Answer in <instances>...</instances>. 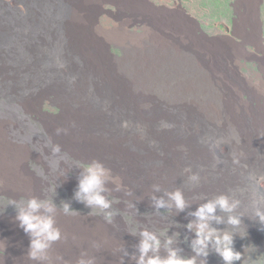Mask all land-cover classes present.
Returning a JSON list of instances; mask_svg holds the SVG:
<instances>
[{
    "label": "bare ground",
    "instance_id": "obj_1",
    "mask_svg": "<svg viewBox=\"0 0 264 264\" xmlns=\"http://www.w3.org/2000/svg\"><path fill=\"white\" fill-rule=\"evenodd\" d=\"M15 1L24 4V12H19L12 0H0V97L22 105L27 99L33 100L34 106L43 92L36 89L38 86L56 88L61 93L57 100L59 115L67 124L60 125L59 133L70 138L68 151L80 158L86 156L89 163L100 162L110 170L111 178H115L117 163L113 158L119 157L124 171L115 179L141 205L155 208L158 198L171 203L167 193L179 190L187 207L178 212L173 206L170 211L182 222L195 219L189 213L198 205L226 195L239 203L232 213L217 208L216 215L225 223L211 221V226L233 233L247 228L254 242L264 244V231H258L255 222V213L264 212V106L260 103L264 97V63L263 75L249 87H242L235 82L240 79L232 57L212 53L209 68L206 63L193 61L192 52L173 54L170 46L176 42L174 34L165 31L169 30L166 25H157L163 18L171 21L168 13L144 0H119L123 7L147 16L151 28L145 41L155 47L167 44L170 50L150 55L152 62L143 61L140 52L133 51L137 49L124 52L128 61L123 69L132 82L127 79L119 84L121 93L115 95L117 84L107 80L111 72L99 61L86 60V50L72 44L67 33L71 3ZM173 14L174 19L182 20ZM185 27L183 32L190 34ZM130 84L138 93L134 100L126 94ZM242 91H248L246 99L240 96ZM118 125L131 126L135 132L116 137L114 129ZM4 133L0 124V159L26 155ZM111 136L116 139L112 141ZM15 164L24 165L21 160ZM259 182L263 189L260 195L253 188ZM55 214L41 215L53 218L60 239L38 251L36 260L27 255L29 240L42 237L25 234L18 224L6 226V236L0 239L7 250V255L0 258L2 264H77L79 260L136 264L133 256L139 253L131 239L96 222L58 219ZM228 215L242 216V225H228Z\"/></svg>",
    "mask_w": 264,
    "mask_h": 264
},
{
    "label": "rangeland",
    "instance_id": "obj_2",
    "mask_svg": "<svg viewBox=\"0 0 264 264\" xmlns=\"http://www.w3.org/2000/svg\"><path fill=\"white\" fill-rule=\"evenodd\" d=\"M65 1L68 4L71 3L67 33L70 39H73L72 44L82 46L83 50H86L87 53H85L88 54L86 60L99 61L101 64L103 63L106 70L111 72L107 80L117 84L113 90L115 95L121 93L119 84H125L127 79H129L127 82L132 80V77L123 69L124 63L128 61L124 52L127 53L132 48L139 50L132 49L134 52H140L143 56L142 60L145 62H152L150 55L163 54L166 49L169 51L172 48L175 50L172 51L173 54L175 52L183 53L182 56L192 52L193 59H191L193 61L198 64L206 63L209 68L213 61L212 53L217 52L224 56L227 54L234 59L236 77L240 79L235 82H238L242 87H249V83H255V79L263 75L261 65L264 63V0H144L155 8H161L168 13L167 16L171 21L167 22L163 18L157 25L161 27L166 25L169 30L165 31L174 34L178 44L172 43L170 49L165 47L167 44L164 48L161 44L155 47L152 45L153 43L145 41L148 36L146 34L151 28L147 16L123 7L119 0ZM12 3L19 12H24V4L15 0H12ZM173 13L180 16L182 20L174 19ZM154 16L155 14L152 12V23L155 22ZM163 16L167 17L166 14ZM186 25L190 31L188 35L183 32ZM125 38L126 40H124ZM159 47L163 49L161 50ZM38 87L36 89L45 91L46 95L40 92V97L36 99V101L39 100V103L34 106L33 100L27 99L25 105H22L0 97V103L4 104L3 107H0V124L5 131L4 134L10 143H14L13 145L16 147H22L26 152V155L20 159H0V239L6 236V226L13 227L18 224L15 219L18 208L26 209V201L35 197L38 201L55 206L53 212H45L41 208L37 214H55L57 212L59 215L55 214V216L58 219L96 222L104 226L105 230L131 239L134 244H138L139 232L147 229L156 233L162 243L167 236H171L176 241L172 245L173 247L182 248V254L185 256L193 255L189 247L193 233L185 227L188 222L178 220L169 209H157L152 208V205L139 204L132 193H125V186L122 183H117L119 174H123L124 171L121 167L122 163L117 159L119 157L113 158V161L117 162L114 172L117 179L106 180L104 184L106 191L102 193L106 199L111 201V208L99 209L95 205L86 206L84 202L76 199L78 180L83 174H86L85 166L91 163L87 161L86 156L80 158L77 154L68 151L67 143L70 142V138L57 132L58 129L61 131V126L66 127L67 125L64 117L59 115L61 110L57 100L61 96L60 91L49 85ZM127 87L126 94L133 100L137 98L138 93L133 85L130 84ZM240 96L246 99L248 91H242ZM260 103L264 106V97ZM160 104L162 103L160 102ZM31 105L33 108H30ZM116 128L114 129L116 134H113L119 138L124 137L128 132H135V128L131 126L122 128L121 125H118ZM110 139L114 141L116 138L113 139L111 136ZM55 145H59L61 151L53 155L52 148ZM80 159H84L85 162ZM20 160L24 165L15 164ZM110 182L111 184H109ZM253 185L255 193L263 194L261 193L263 191L260 187V185L262 186L261 182ZM260 190L262 191L260 192ZM11 201L16 203L10 204ZM64 203L69 205L74 214L64 213ZM105 212L114 213L111 223L105 220ZM228 231L232 232V230ZM244 233L245 231L241 229L235 233V250L242 252V259L234 264H264V244L259 241L254 242L249 233L245 239H241L240 237L244 236ZM162 250H164L163 247ZM209 253L207 264H223L215 252L209 249ZM6 255V249L0 252V258ZM201 259L203 257H197L198 262Z\"/></svg>",
    "mask_w": 264,
    "mask_h": 264
},
{
    "label": "clouds",
    "instance_id": "obj_3",
    "mask_svg": "<svg viewBox=\"0 0 264 264\" xmlns=\"http://www.w3.org/2000/svg\"><path fill=\"white\" fill-rule=\"evenodd\" d=\"M59 131L57 130L58 133ZM60 151L59 145H55L52 148L53 155L60 153ZM85 172L86 174H83L78 180V187L75 192L76 199L84 202L86 206L95 205L99 209L111 208V201L102 195L106 191L104 187L105 181L111 178L110 170L106 169L100 162L93 161L85 166ZM191 179L195 180L197 177L192 176ZM167 195L171 203H166L162 198H158L155 199V208L165 207L170 210L174 206L178 212L184 211L187 203L179 190L167 193ZM15 203V201L10 202V204ZM21 203H23V200H21ZM238 203V201H230L228 196L222 194L213 200H208L198 205L195 211L189 213L195 218L185 225L186 229L193 233V238L189 243L193 253L191 256L183 255L182 248L173 247L172 245L176 241L171 236H167L162 243L156 233L147 229L141 230L137 244L139 255L133 256L136 264H207V257L210 254L209 249L220 257L223 264H234V262L240 261L242 252L235 250L234 244L236 234L228 230L212 227L210 224L211 221H215L217 224L225 223L220 216L216 215L217 208L221 212L232 213ZM129 207H132V205H129ZM41 208L45 212H53L55 210L54 205L46 204L32 197L26 201V209L18 208L15 216L16 221H18V227L25 234H30L32 237H42V240H29L27 255L33 260L39 258L37 255L38 251L50 247L52 242L60 239V230L54 227L53 218L36 214ZM63 211L65 214H74L67 203L63 204ZM93 212L95 213V209ZM113 215V212H105L104 218L108 223H111ZM242 218V216L238 215H228L226 223L233 228H239L243 223ZM255 222L259 225L257 230L264 231V212L257 211L255 213ZM161 235H164V233H161ZM247 235L248 231L245 228L244 236L240 238L245 239ZM162 247L165 252L164 255H161ZM5 249L6 246L0 242V252L5 251ZM197 257H203V259L198 262ZM0 264H2V261H0ZM77 264H93V261L85 262L84 260H79Z\"/></svg>",
    "mask_w": 264,
    "mask_h": 264
},
{
    "label": "trees",
    "instance_id": "obj_4",
    "mask_svg": "<svg viewBox=\"0 0 264 264\" xmlns=\"http://www.w3.org/2000/svg\"><path fill=\"white\" fill-rule=\"evenodd\" d=\"M14 3V2H13ZM4 106V104L3 103H0V107H3Z\"/></svg>",
    "mask_w": 264,
    "mask_h": 264
}]
</instances>
